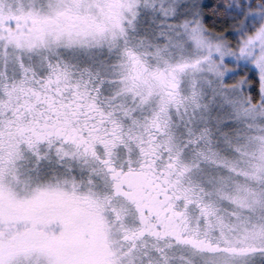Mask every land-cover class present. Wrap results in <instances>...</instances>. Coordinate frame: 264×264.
Masks as SVG:
<instances>
[{
    "label": "snow or ice",
    "instance_id": "snow-or-ice-1",
    "mask_svg": "<svg viewBox=\"0 0 264 264\" xmlns=\"http://www.w3.org/2000/svg\"><path fill=\"white\" fill-rule=\"evenodd\" d=\"M0 264H264V0H0Z\"/></svg>",
    "mask_w": 264,
    "mask_h": 264
}]
</instances>
